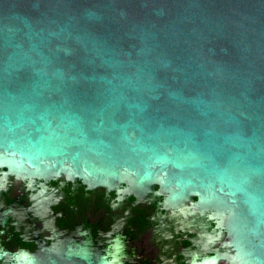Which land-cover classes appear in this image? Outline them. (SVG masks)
Wrapping results in <instances>:
<instances>
[{"label": "water", "instance_id": "water-1", "mask_svg": "<svg viewBox=\"0 0 264 264\" xmlns=\"http://www.w3.org/2000/svg\"><path fill=\"white\" fill-rule=\"evenodd\" d=\"M0 264H264V0H0Z\"/></svg>", "mask_w": 264, "mask_h": 264}]
</instances>
